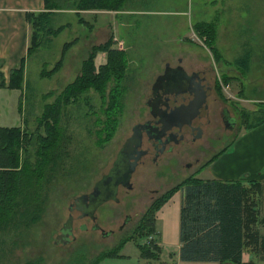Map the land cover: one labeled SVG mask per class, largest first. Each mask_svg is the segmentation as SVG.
Here are the masks:
<instances>
[{
  "label": "rangeland",
  "instance_id": "374dc122",
  "mask_svg": "<svg viewBox=\"0 0 264 264\" xmlns=\"http://www.w3.org/2000/svg\"><path fill=\"white\" fill-rule=\"evenodd\" d=\"M53 1L57 8L53 9L48 25L64 27L56 35L44 36L38 49L25 57L21 89L0 88V125L21 127L30 135L35 133L43 105L50 103L79 74L80 63L85 59L90 43L96 42L90 26L102 23H94L96 13L75 10L77 0ZM123 6L138 10L129 15V24L134 25L120 27L111 35L105 29L101 38L117 37L128 47L124 76L120 81L121 107L117 111L114 131L106 142L97 144V131L100 132L101 122L105 119L102 110L113 81L106 84L103 104L98 94L89 89L75 103L62 108L58 122L61 143H65L66 150L62 154V169L54 172L49 181L41 182L40 195L38 183L34 185L32 190L38 194L35 196L39 205L38 218L24 229L25 233L18 234L9 228L6 232L0 231V264H26L37 257L38 264H87L96 254L112 249L122 239L125 242L117 249L116 256L103 257L96 264L114 260L116 264H135L138 258L136 244L150 245V237H139L136 226L151 202L187 176H208V167L198 172L200 166L224 146L226 151L233 150L231 141L242 129L264 117V0H124ZM183 7L184 16H176V19L157 12ZM194 21L213 23L212 46L219 58H215L193 30L189 32V25ZM185 34L190 37L183 40ZM178 40L190 45H178ZM112 43V47L119 49L115 42ZM168 47L177 48L178 54L186 51L202 57L203 62L196 61V66L200 70L207 69L205 77L210 83H227L226 89L219 86L223 99L213 101V94L210 95L208 123L198 138L191 141L185 137V156L171 157L173 171L170 174L154 175L159 165L166 164L165 156L169 154L161 156L157 166L145 157L131 175V189L119 188L118 202L107 201L98 208L95 222L104 232L109 230L111 233L101 236L98 230L91 228L88 218L73 217L70 240L66 244L54 243V236L66 220L72 197L88 191L108 170L131 127L147 117L151 82L166 61L176 63L170 55L177 53L164 52ZM58 59L60 64L53 73L40 74L49 70ZM224 76L226 82L222 81ZM48 92L51 94L46 95ZM223 105L234 119L231 129L222 127L218 110ZM241 110L248 114L247 120L242 117ZM39 132L43 134L42 126ZM35 147L36 142L32 141L28 149L31 161L35 159ZM152 189L157 192L152 193ZM181 196L182 190L174 191L154 212L156 237L152 236L151 240L159 239L165 243L166 257L176 249L177 210ZM125 213L130 219L121 225ZM80 224L86 228L80 229ZM255 264L264 262L257 259Z\"/></svg>",
  "mask_w": 264,
  "mask_h": 264
},
{
  "label": "trees",
  "instance_id": "16d2710c",
  "mask_svg": "<svg viewBox=\"0 0 264 264\" xmlns=\"http://www.w3.org/2000/svg\"><path fill=\"white\" fill-rule=\"evenodd\" d=\"M118 2L119 0H77L74 8L75 10L108 9L116 7ZM43 6L41 11L25 13V19L31 29L27 55L38 49L44 36L56 35L64 27L59 25L51 28L48 25L52 17V9L57 8L54 1L43 0ZM192 30L202 38L215 58H219L212 46L215 30L213 23L197 22L192 25ZM111 45V36H109L103 43L90 47L85 59L80 63L79 74L66 84L50 103L43 105L34 134L30 135L24 128L17 126H0V231L6 232L11 229L23 235L26 231L24 229L29 228L37 220L39 205L35 196L38 194L32 189L38 183V193L41 194V182L49 181L54 172L62 169V154L66 153L65 143H61L62 135L58 125L63 107L75 103L89 89L98 94L103 104L106 84L113 81L107 91L106 106L102 110L105 119L101 122V133L97 131L99 135L97 144L106 142L113 133L117 122V111L121 107L120 81L124 76L126 58L123 50ZM97 51L105 53V62L95 68L93 58ZM59 64L60 59L49 70H44L40 74L53 73ZM22 70L21 64L10 72L9 82L6 85L8 89H21ZM226 78L222 77V81L226 82ZM0 86H4L3 83H0ZM217 92L222 97L218 85ZM48 94L51 92L46 95ZM242 117L247 120L248 114L242 112ZM263 118H257L254 123L244 128L256 125ZM41 126L43 134L39 132ZM32 141L36 142L33 161L28 154ZM225 149L226 146L221 148L203 163L198 171ZM263 182L264 180H250L244 185L240 180L201 179L194 175L187 176L153 200L141 215L136 232L139 237H150V241L148 240L150 245L137 243L139 256L143 259H157L159 249L151 240L156 234L153 225L154 212L174 191L182 190L177 233L180 260L214 261L218 264L224 262L255 264L253 261L241 260V251L244 247L248 248L257 259L264 260V234L259 232V225L264 227V214L261 216L258 211ZM124 242L125 239H122L112 249L96 254L87 264H96L103 257L116 256L117 249ZM26 264H38V257L35 261Z\"/></svg>",
  "mask_w": 264,
  "mask_h": 264
},
{
  "label": "crops",
  "instance_id": "0c3cea01",
  "mask_svg": "<svg viewBox=\"0 0 264 264\" xmlns=\"http://www.w3.org/2000/svg\"><path fill=\"white\" fill-rule=\"evenodd\" d=\"M123 3L124 0H119L118 5L116 7L108 9L82 10L84 13H96L95 19L97 20L94 21V23L102 21V23L97 26H90V28H92L93 38L96 40V42L90 43V46L103 43L108 39L109 35H111V32L115 33L120 27L134 25L133 23L129 24V15L136 13L138 10L126 8L125 6H123ZM43 7V0H0V83H3L4 85L0 86V88L6 87L7 83L9 82L10 72L13 69H16L21 64L23 66V81L21 83V87L23 86L25 57L28 56L27 45L29 44V34L31 30L28 22L25 19V13L30 11L38 12L43 10ZM157 12H163L164 14L173 16L176 19V16H184V7L181 9H171L168 11ZM194 22L190 23L189 32L192 31L191 25L194 24ZM105 29H108L107 31L109 35L104 40H102L101 38L106 32ZM186 37H190L189 34H185L183 40H185ZM116 39L121 43L122 47L119 50L124 51L126 58V51L128 49L126 43L117 37ZM179 40L177 43L178 45H190L188 43L184 44ZM189 40L191 39L189 38ZM176 50L177 48L168 47L167 49L165 48L164 52H167L170 55V53L172 52L177 53L178 51L176 52ZM185 52L186 51H184V54L177 53L172 56L170 55V57L175 59L176 63L170 64L166 61L163 66L167 65L168 67H173L176 65H180L185 72L200 70V67L196 66V61L203 62V60L201 59L202 57H197L195 55H192L191 53ZM246 55L250 57L249 53H246ZM104 62V52H97L93 58L94 65H101ZM231 142L233 145V150L226 151L225 149L223 152L219 153L216 157H214L205 167L199 170L201 171L204 168L206 169L208 167L207 169L209 175L201 179L240 180L241 183L244 185H247V182L250 180H264V118L252 127L243 128L242 131ZM259 199L260 201L258 205V211L259 215L262 216L264 214V182L262 183L261 195ZM259 232L261 234H264V227L261 225H259ZM155 243L159 249V252L157 253V259H143L138 255L137 251L138 258L135 264L203 263L201 261H183L178 258V234L177 242L175 244L176 249L171 253V255H168V257H166L164 252L165 243L161 242L159 239H156ZM122 255L124 256L125 254ZM241 260L253 261L255 263V261H257V258L248 248L244 247L241 251ZM115 261L116 260L112 261V263H101L116 264L117 262ZM120 264H122V262ZM222 264L230 263L224 262Z\"/></svg>",
  "mask_w": 264,
  "mask_h": 264
},
{
  "label": "flooded vegetation",
  "instance_id": "af4514ba",
  "mask_svg": "<svg viewBox=\"0 0 264 264\" xmlns=\"http://www.w3.org/2000/svg\"><path fill=\"white\" fill-rule=\"evenodd\" d=\"M164 67L165 66H163L162 70L158 74H156L153 79L154 81L158 75H164L159 83V87L152 90L151 86L153 81L150 84V96L148 97L147 101V104L149 105H146L147 117L140 123H137L131 127L129 136L124 139L119 150L117 151L115 160L111 163V166L108 168V170L92 183L88 191L81 192L73 196L71 199L72 201L74 197L78 196V199L74 202L73 206L76 213L74 217L88 218L91 221V228L98 230L101 236H106L111 232L109 230L104 232L100 227H98L97 223L95 222V213L98 208L107 201L118 202L117 194L119 188H124L126 191L131 189V175L133 174L135 168L142 163L143 158L145 157L149 158L151 164L157 166L159 165V158L164 154H169V156H165L167 157L166 164L159 165L158 170L154 172V175L156 173H160V175L163 176L165 172H168V174H170L173 171L171 166V157H179L181 155L185 156V137H189L191 141H193L195 138H198L202 134V128L208 123V98L210 97V95L213 94V96L211 97V99L213 98V101L222 99V97L217 92V85L220 86V82L210 83V81L205 77V72L207 70L206 68L197 71L186 72L187 74L198 72V78H204L205 81L202 85V102L199 108L196 110V113L192 115L190 120L188 119V123H185V121L178 122L179 119H177L175 120L176 125H169V123L163 121V118L161 117V114L164 112V110L167 109L165 107L166 104H164L162 93L167 92L169 89H171L172 80L174 78L177 79L180 75L178 74V70L174 71L167 69L166 73H164ZM174 67L175 66H173L172 68ZM218 114L222 127L225 129H230L229 126L231 125V120L233 118L229 116L226 106L223 105L218 110ZM133 130H135V133L139 134V149L141 151V154L138 155V160L126 179L123 174L127 169L128 159L130 157L129 154L122 153L120 152V150L124 146V143H126L128 139H131ZM196 159L197 158H195V161ZM185 166H189V163H185ZM155 192H157V189H152V193ZM129 219V215L125 213L121 225H123ZM71 222L68 235H64L67 230H61L65 223L64 222L60 227L58 233L54 236L53 240L57 237V243L66 244L72 236ZM121 225L118 226V229L121 228ZM79 228L85 229L86 227L84 226V224H80Z\"/></svg>",
  "mask_w": 264,
  "mask_h": 264
},
{
  "label": "water",
  "instance_id": "95a60500",
  "mask_svg": "<svg viewBox=\"0 0 264 264\" xmlns=\"http://www.w3.org/2000/svg\"><path fill=\"white\" fill-rule=\"evenodd\" d=\"M178 70V78H174L172 80V87L167 92H163V99L165 107L167 108L161 114L163 121L169 123V125H176L177 119L179 121H185L188 123L190 118L196 110L199 108L203 92H202V85L204 84V78H198V72H192L187 74L180 65H176L174 68L168 67L165 65L164 73L166 70ZM164 75H158L152 83L151 89L154 90L159 87V83ZM149 105V104H147ZM183 117V118H182ZM170 119V120H169ZM189 119V120H188ZM231 125L229 128L231 129L234 124V119L231 120ZM132 140V141H131ZM130 144H129V142ZM132 145V147H131ZM120 152L129 154L128 165L127 169L124 171L123 176L127 179L129 173L132 171L134 165L137 162L138 155L141 154L139 149V134L135 133L133 130V134L131 135V139H128L124 146L121 148ZM83 196V195H80ZM78 199L74 197L71 201L70 205L68 206V214L65 220L63 227L61 228L62 231L67 230L64 234L65 236L69 233L70 222L72 221L74 214V202ZM74 211V214H73ZM57 238V237H56ZM56 238L53 240L54 243H57Z\"/></svg>",
  "mask_w": 264,
  "mask_h": 264
},
{
  "label": "built area",
  "instance_id": "2783aa9c",
  "mask_svg": "<svg viewBox=\"0 0 264 264\" xmlns=\"http://www.w3.org/2000/svg\"><path fill=\"white\" fill-rule=\"evenodd\" d=\"M112 41L115 42V43L117 44L116 47H118L119 49L121 48V43H120L118 40H116L115 38H112ZM220 86H221L222 89H224V88L226 89V88H227V83L222 84V83L220 82ZM148 238H149V237H148Z\"/></svg>",
  "mask_w": 264,
  "mask_h": 264
}]
</instances>
